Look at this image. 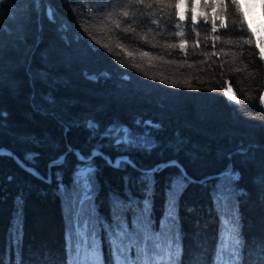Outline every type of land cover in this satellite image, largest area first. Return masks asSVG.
<instances>
[{"label":"trees","instance_id":"obj_1","mask_svg":"<svg viewBox=\"0 0 264 264\" xmlns=\"http://www.w3.org/2000/svg\"><path fill=\"white\" fill-rule=\"evenodd\" d=\"M176 2L0 4V148L45 177L69 147L138 167L69 152L48 183L0 154V264H264V0ZM124 128L158 146H117ZM169 160L232 171L165 166L149 191Z\"/></svg>","mask_w":264,"mask_h":264},{"label":"snow or ice","instance_id":"obj_2","mask_svg":"<svg viewBox=\"0 0 264 264\" xmlns=\"http://www.w3.org/2000/svg\"><path fill=\"white\" fill-rule=\"evenodd\" d=\"M4 2V0H0V4H2ZM36 4H37V8H39V5H40V0H36ZM175 7L177 9V13H178V10H179V7H180V0H177L176 4H175ZM53 16H54V12H53V9L51 7L48 8V18L50 20L53 19ZM197 17L196 16H193L192 19L195 20ZM181 47L183 48V45H181ZM0 115H4L6 116L7 113H0ZM144 124L147 126V125H151L153 128H156L158 126L156 125H152V122L151 121H145ZM88 127L90 129H96L98 128V125L95 124L93 121H89L88 122ZM115 131V129L113 128H109L107 129V132H106V135H111L113 132ZM123 133H124V139L121 140V139H116L115 140V143L117 146H119L120 144H125L126 146H130L131 148H137V149H142V150H147V151H152L154 148H156L158 145L156 143V141L154 139H150V134L149 133H144L143 136L139 139H135V138H129L131 136V133L129 131V129L127 128H124L122 129ZM97 155V153L95 152V150L93 151V154L92 156H89L87 158L81 156L79 157L81 160H87V162L91 163L92 160H93V157ZM99 155L103 156V153H99ZM109 166H112L114 168H117V169H120L124 166H127V165H130L132 166L133 168H136V165L127 157V156H121V157H117L115 159V161H113L111 158H109L107 161ZM173 165H176V162L172 161V162H169L168 165H158L157 167L151 169V170H146V171H143L142 172V176H141V179L142 181H144L147 185H148V188H149V191H151V188L152 186L154 185L155 181H154V175L155 173H157L158 171H161L163 167L165 166H173ZM178 166V165H176ZM95 169L92 168V167H88V168H83V169H80L79 172H80V176L84 178L85 180V188L87 191H91V183L89 182L88 178L89 176L94 173ZM233 179H238L239 176L238 174H236L235 176L232 177ZM79 179L80 177H78L77 179V182H79ZM127 177H125V182L127 183ZM61 191H65V189L63 188V185H61V188H60ZM144 205L146 208H150V201L149 200H145L144 201ZM20 206V201L18 200V207ZM168 207H172V205H169ZM21 218H22V214L20 212L17 213V223H21ZM168 219H171L172 221H175V218L172 217L170 214H167L166 215V218L164 221L161 222V227L163 228L164 225H165V222L166 220ZM78 229L80 228V225H77ZM96 227H100L99 224L96 225ZM90 229V224L89 222H85L84 225H83V236H86L88 231ZM93 231H92V238L93 240L96 239V232H95V228H92ZM106 231H109L111 232L112 230L110 228L106 229ZM128 231V226L127 224H124L118 235L120 237L124 236V234Z\"/></svg>","mask_w":264,"mask_h":264},{"label":"water","instance_id":"obj_3","mask_svg":"<svg viewBox=\"0 0 264 264\" xmlns=\"http://www.w3.org/2000/svg\"><path fill=\"white\" fill-rule=\"evenodd\" d=\"M69 152H75L76 153V155H77V158H78V160L80 161V162H83V163H85V162H87V160H81L79 157H81V156H83V157H85L78 149H74L73 147H69V149L66 151V152H64L62 155H61V157L59 158V159H57V160H54V161H51L50 163H49V169H50V172H49V175H48V177H45L41 172H39L34 166H32V165H29V164H25L18 156H17V154L16 153H14L12 150H10V149H8V148H5V147H1L0 148V154H9L17 163H18V165L19 166H21V168H23L24 170H26V171H28V172H30V173H32L33 175H35L37 178H39V179H41V180H43V181H45V182H48V183H51L52 181H53V173H52V171H51V168H52V166H54V165H60V164H62L63 162H64V160H65V158H66V156H67V154L69 153ZM95 152L97 153V154H99V153H103L102 151H100V150H98V149H96L95 150ZM92 154H93V152H92ZM92 154L90 155V156H92ZM96 156V155H95ZM94 156V157H95ZM121 156H124V155H120V156H118V157H121ZM89 157V156H88ZM93 157V158H94ZM103 157H104V159L107 161L110 157L107 155V154H105V153H103ZM85 158H87V157H85ZM115 161V160H114ZM172 161H174V162H176V164L177 165H179L180 167H181V169L183 170V172H184V176L186 177V178H189V180L190 181H198V182H201V181H203V180H205V179H210V178H214V177H217V176H221V175H224V174H228V173H230L231 171H232V168L229 170V171H224V172H221V173H218V174H214V175H209V176H207V177H205V178H202V179H200V180H195L194 178H191L189 175H188V173H187V171H186V169L184 168V166L179 162V161H177V160H169V161H167V162H164V163H160V164H158V165H161V166H163V165H168L169 164V162H172ZM157 165V166H158ZM88 167H92V166H85V165H82L80 168H78L76 171H75V174L77 175V176H80V172H79V170L80 169H83V168H88ZM93 168V167H92ZM136 168H138L137 166H136ZM149 170H151V169H149ZM143 171H146V169H143Z\"/></svg>","mask_w":264,"mask_h":264},{"label":"rangeland","instance_id":"obj_4","mask_svg":"<svg viewBox=\"0 0 264 264\" xmlns=\"http://www.w3.org/2000/svg\"><path fill=\"white\" fill-rule=\"evenodd\" d=\"M180 16L182 18H186V14L183 12L180 13ZM258 22H261V21L258 19ZM16 221H17V211L15 213V216L12 222V235L10 236L12 237L11 241L13 243H17V230L21 229V223L18 224Z\"/></svg>","mask_w":264,"mask_h":264}]
</instances>
